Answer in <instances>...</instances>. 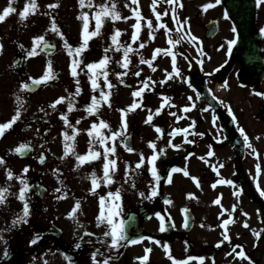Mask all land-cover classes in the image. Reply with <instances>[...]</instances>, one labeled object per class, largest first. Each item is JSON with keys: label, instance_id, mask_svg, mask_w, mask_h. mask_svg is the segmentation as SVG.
Segmentation results:
<instances>
[{"label": "rangeland", "instance_id": "374dc122", "mask_svg": "<svg viewBox=\"0 0 264 264\" xmlns=\"http://www.w3.org/2000/svg\"><path fill=\"white\" fill-rule=\"evenodd\" d=\"M56 2L57 0H37L39 10L36 14L30 15L26 20L21 21L18 13L23 10L26 0H16L13 6L17 8V13L10 15L4 22L0 23V45H3L2 52H0V122H6L14 115L18 107L17 96L23 102V106L20 108V120L17 121L11 130L5 133L3 138H0V157H3L6 161L5 165L0 166V188L8 187L9 189L6 203L0 205V236L3 237V240H0V257L5 253L4 251L11 247L18 248L23 252L19 264H62V262L52 253L48 254L49 259L46 257L44 263L37 262L34 259L35 257L33 258L30 250L32 245L30 243L32 240L30 233L33 231L32 213H30L27 224L12 227V221L17 218V214L22 213L23 208L22 202L16 196L21 187L19 179H24L29 183L32 175L35 174L38 168L34 162V156L30 159L18 160L13 150L20 144H29L34 148L33 155L39 156L41 153L44 154L46 159L44 166H42V172L47 167H50L53 173L58 174L53 178V186L57 184V179L59 180V185H62L64 182L75 185L78 181L87 185L89 181L86 174L82 177H70L66 174L67 170H71L70 165H75L78 161L74 155L61 159L64 156L65 141L63 133L67 131L69 135H72V129L66 128L64 122L60 119L61 114L66 113L69 121L79 131V135L76 136L74 141L76 154L85 155L88 152V142L90 140L87 131L90 130L92 123H99V120H104L109 124L111 131H119L121 130V112L119 110L128 108L134 101L141 104L140 108L128 113L126 116L127 129L125 135L128 133L132 134L131 148L133 151L129 152V156L122 144V139L125 135L117 138L115 142L110 140L107 145L111 147L114 143L116 147V155L109 157V159L117 161L116 176L121 181H117L118 184L116 186L125 184L129 186V204L123 202L121 204L122 207H126L127 205L128 207H132L134 205L135 188L139 189V195L141 192L140 186H142L141 178L143 176L148 178L149 195V185L155 184L149 172L151 166L147 163L148 158L153 155V150L148 147L149 142L156 144L157 153L161 149L164 150V155L160 156L156 162L158 173L162 175L164 173V166L171 164L170 158L177 153L176 147L169 146V140H171L174 146L183 143L181 138L182 132L175 135L174 138L169 137V133L174 130H170V128H189L193 121L198 122L202 117L203 119L208 117L207 112H202V116L196 107H193L192 111L187 113L182 111L184 107L195 104L197 95L193 91V85L194 78L197 75L207 76V73H212V75L207 76L209 77L208 84L210 88L212 87L215 95L222 103L234 106L237 112L238 110L241 111L239 116L245 120L250 132H263L260 137L261 149L264 147V126L261 121H256L252 114L253 109V112L257 111L256 105L249 110V105L245 102L247 98L252 97L251 92H253L254 88L239 84L236 75L242 76L244 73L240 71L241 66L237 61L233 63L230 70H224V65L229 57L226 41L233 39L234 33L231 31L232 24L230 20L224 18L225 12L222 2L204 11L203 6L208 3L215 4V0H179L180 4L183 5L182 8L177 5L168 4L167 0H157L155 11L161 14L160 21H157L151 7L152 0H139V11L144 19L141 20L139 39L134 43L131 39L132 33L135 31L132 25L136 23V20L132 9L136 8L137 5H133L131 0H93L94 5L108 3L110 6L111 3H115L117 10L121 14V19L117 21L106 20L101 29L100 36L89 40L88 49L80 56L68 55L67 49L63 46L64 41L59 35L50 31L51 21L53 18L55 19L64 38L73 48H76L82 43L81 32L83 26V22L77 20L76 17L80 15L81 11L88 12L90 18L89 31L91 32L95 27V22L92 19L94 9H80L78 0H58L60 4L59 8L50 9L47 7L49 4ZM7 3L8 0H0V11L7 6ZM126 4L128 7H125ZM173 8L176 9L175 13L172 11ZM165 11L168 12V15H164ZM45 13H50L51 15H45ZM173 15L179 19L180 24H184V21H187L182 33L176 31L180 24L173 21ZM124 17L131 18L124 19ZM209 18L217 20L219 30L213 39L206 40L204 38L203 24ZM148 20L153 22V30L147 27ZM160 23L165 24L166 28L159 29L158 25ZM255 27L257 29L260 27L264 28V6L260 8L256 7ZM117 29L122 33L118 38L121 48L119 52L115 51V46H112L111 41V36ZM40 35H43L46 41L54 42L57 45L56 51L48 55L40 52L39 48H37L38 55L34 57L27 56V52L33 47L34 38ZM181 35H183V39L179 44L172 46L168 43L169 39L179 40ZM193 36L196 37L195 41L192 40ZM140 43H144L145 47L140 48ZM263 43L264 35L261 40L262 46ZM21 45L23 48L20 47ZM129 45L135 51L129 53L128 60L130 63L128 68L124 69L117 62H124L123 49ZM222 45L224 47H221ZM105 48H110V50L105 53ZM157 48L162 50L172 49V53L176 55L177 68L180 71L179 77L173 76L172 79H167L168 74L172 73L171 56L165 55L162 51L157 54L155 60H152L153 53ZM200 49L203 51L201 52ZM18 55L24 56L22 76L12 68L13 61ZM104 55L110 58L106 70L109 73L108 80L114 86L110 90L109 103L111 107L108 104H102L98 116H91L84 109L91 103L92 96L95 95L99 99V91H92L91 81L88 78L90 74H87L88 70L85 65L98 62ZM141 56L145 60H152V68L156 70L153 71L147 64H141ZM184 57H188V59ZM74 59L83 61L77 69L79 75L76 78H73L70 74V65ZM49 61L52 64V72L55 76L59 77V80L56 83L43 85L34 93L28 92L27 89L21 91V85L31 81L30 78L38 79L43 75ZM216 69H219V71H216ZM125 72H127V75H123L120 79L117 78L118 73ZM136 72L141 73L139 77L134 75ZM252 78L254 77L252 76ZM76 79L80 82L81 94L73 97L75 110L71 113L67 112V99H65L63 104L57 105L55 110L51 109L49 105L56 99L60 97L67 98L68 93L75 92ZM146 80L148 81V87L145 88L142 96L133 97L132 93L144 87L143 82ZM164 80H167V82L161 85L160 82ZM98 82L104 91H109L103 84L102 76ZM225 82H227V87L223 86ZM188 84H191L192 87L190 88ZM258 87L264 88V78L259 82ZM164 97L169 98L168 103L165 104L160 115H153L151 124H146L145 120L149 115V110L154 114L161 104L164 103ZM188 97H192V100L189 101ZM200 105L202 106V104ZM171 112H176L177 116H171ZM242 112L245 115L244 117ZM177 117L184 118L178 120ZM77 120L80 121L79 124L76 123ZM215 124H217L216 121ZM156 127L162 129V134L155 131ZM109 129H102V132L105 135H110ZM158 137L160 138L158 139ZM198 141H196L197 144ZM68 143L71 144L73 142L69 141ZM41 145H44V147L42 148ZM221 145L218 149H225L223 154L226 151L230 153L228 144ZM95 150L103 153V148L98 143L95 146ZM140 154H143L145 158L144 165L140 169H136L135 165L140 161ZM185 163L187 164L185 169L189 173L188 179L183 180L180 177V172H177L172 174L171 183L163 185V190L166 192L171 204L161 202L157 196L150 200V205H152L154 211L150 212L149 219L143 223V237H150L151 239L143 240L142 243L138 244H127L122 249L123 254L111 258L110 264H141L138 258L145 255V248L152 249L151 253L148 254L149 262L155 260L165 264H172L163 250V245L165 244L169 246L171 255L174 258L184 260L182 259L184 257L182 254H184L183 248L185 244L181 241L183 239V231L179 208L184 204L194 202L189 198L194 193L193 185L190 184L189 178L191 174H195V172L188 170V163ZM92 164L97 165V171L102 170L103 156H101L100 160L83 164L79 172L85 171L86 173L87 167H92ZM26 166L29 167V172L23 174V169ZM8 169L13 172L14 178L11 181H8L6 178V171ZM230 172V168L226 167L224 173L229 175ZM124 175L125 180H123ZM224 176L227 177V175ZM204 181L207 182L204 179L200 182ZM261 182L264 187V166L261 169ZM133 185L135 186L133 187ZM237 186L238 184L235 183L234 188H237ZM58 188L62 190L63 185L58 186ZM209 188L205 184L198 191L203 193V196H208V201L210 202L209 198L211 195L207 194L206 191L208 190L211 193L212 190ZM210 205L211 203L208 206ZM88 208L94 211L93 208ZM157 212L161 213L164 219L169 218L172 220L174 230L169 236L159 231L160 223L155 216ZM211 212H213L212 209ZM189 236L191 237V234ZM153 240L160 243H152ZM94 248L99 249V251L104 250L100 252L106 254L113 252L108 245L95 246ZM262 249L264 250V243H262ZM89 250L91 249L89 248ZM99 257L101 259L103 257L108 258L104 255H99ZM191 262L190 264H193Z\"/></svg>", "mask_w": 264, "mask_h": 264}, {"label": "snow or ice", "instance_id": "6c2138e0", "mask_svg": "<svg viewBox=\"0 0 264 264\" xmlns=\"http://www.w3.org/2000/svg\"><path fill=\"white\" fill-rule=\"evenodd\" d=\"M221 2V0H215V4L212 3H208L205 4L203 6L204 11H207L209 8H213L216 5H218ZM16 3V0H8L7 6L4 7L2 9V11H0V23L4 22L6 20V18H8L10 15L17 13V8L14 7L13 5ZM131 3L133 5H137L136 8L132 9L133 15L135 17L136 23H134L132 25L133 29H135V31L132 33V41L135 43L138 39H139V32L141 30V20H143L144 18L141 16L140 11H139V0H131ZM167 3L170 5H177L179 7H183L182 4H180L179 0H167ZM78 5L80 7V9H94V11L92 12V19L95 22V27L94 30H92L91 32L89 31V27H90V18H89V13L85 12V11H81L80 15H78L76 17L77 20H80L83 22V26H82V32H81V38H82V43L80 44V46L73 48L68 41L64 38L63 33L60 31V29L58 28L55 19L53 18L51 21V28L50 31L56 33L57 35L60 36V38L64 41V48L67 49L68 55L69 56H80L82 53H84L87 49H88V43L89 40H91L94 37H98L101 34V29L104 26V23L106 20H111V21H117L121 19V14L120 12L117 10V5L115 3H111V5L109 6L108 3H100L97 5L93 4V0H78ZM157 6V0H152V10L155 14L156 20L160 21L161 19V14L156 12ZM256 6L257 8H260L261 6H264V0H256ZM50 9H57L60 7V4L57 0L56 3H52L49 4L47 6ZM125 7H128V5L126 4ZM39 10V5L37 3V0H26V3L24 4L23 10L19 11L18 15L21 21L26 20L30 15H35L36 12ZM173 13H175L176 9L173 8L172 9ZM45 15H51L50 13H45ZM164 15H168V12L165 11ZM131 17H124V19H130ZM224 18L228 19V14L227 12L224 14ZM173 21L177 24H180L179 19L173 15L172 17ZM152 21L148 20L147 21V27L150 30L152 29ZM187 24V21H184V24H180V26L176 29V31L178 33H182V30L184 28V25ZM159 29H165L166 25L163 23H160L158 25ZM231 31L233 33L236 32V28L232 27ZM260 33L262 35H264V28H261ZM122 35V33L117 29L115 30L114 34L111 36V41H112V46H115V51L119 52L121 50L120 46H119V41L118 38ZM151 35V32H150ZM183 39V35H181L179 40H172L169 39L168 43L172 46H175L177 44L180 43V41ZM192 40L195 41L196 37H192ZM237 40L235 38L227 40L226 41V47H227V54L231 55L233 47L236 45ZM41 45H43V47L48 48L50 47V45L47 43V41L45 40V37L43 35L37 36L34 38L33 40V47L31 48L30 51L27 52V56L29 57H34L36 55H38L37 52V48H39ZM21 48H23V46H20ZM140 48H144L145 44L144 43H140L139 45ZM221 47H224V45H222ZM3 49V45H0V52H2ZM110 50V48H105L104 52L107 53ZM135 51L131 45L124 47L123 49V55H124V62H117L120 64V66L124 69H127L129 66L130 61L128 60V56L130 52ZM164 52L165 55L171 56L172 58V73L168 74L167 79H172L173 76L179 77L180 76V71L177 68V61H176V55L172 53V49H160L157 48L152 56V60H155L157 54ZM200 51L202 52L203 50L200 49ZM185 59H188V57H184ZM152 60H145L143 58V56H141L140 58V63L141 64H147L150 68H152ZM110 62V58L107 55H104L98 62H93V63H88L85 65V67L88 70L87 74L89 75V80L91 81V85H92V91L96 92L99 91V99L94 95L91 97V103L84 109L89 115L91 116H98V113L100 111V107L102 104H108L109 107H111V104L109 103V99L111 96V92L110 90L114 87L111 82L108 80V75L109 73L107 72V66ZM83 63L82 60H77L74 59L70 65V74L73 78L78 77L79 73L77 71V69L80 67V65ZM198 63H200V61H198ZM221 67H223V65H221ZM153 71H155V68H152ZM216 71H219V69H216ZM140 72H136L134 73L135 76L139 77L140 76ZM123 75H127V72L125 73H118L117 74V78L120 79ZM207 75H212V73H207ZM101 76L103 77V84L107 87V89H109V91H104V89L101 87V84L98 82L101 78ZM56 78L55 74L52 72V64L51 61L48 62L47 68L44 71L43 75L38 78V79H31V84L32 85H41V84H47L49 81L54 80ZM76 90L74 93H68V97H60L58 99H56L53 103H51L49 105V107L53 110H55L57 108V105L63 104L65 102V99H67L68 104H67V112L71 113L72 111H74V103H73V97L74 96H79L81 94V88L79 86L80 82L78 79H76ZM121 82H123L121 80ZM167 82V80L161 81V85L165 84ZM187 82V81H185ZM144 87H141L139 90L134 91L132 93L133 97H141L142 94L145 91V88L148 87V81H144L143 82ZM188 86L191 88L192 85L188 84ZM224 87H227V82H225V84L223 85ZM30 86L28 84H23L21 85V91H23L24 89H28ZM67 91V89H66ZM193 91L195 92V89H193ZM251 94L255 95V96H259L261 98H264V92L261 91H253ZM164 103L161 104L160 108L156 110V112L153 114L151 112V110H149V115L147 116V119L145 120L146 124H151L152 120H153V115H160L161 110L164 108L165 104L168 103L169 98L164 97ZM197 99H199V95L197 94ZM213 99H215V97H213ZM188 100L191 101L192 97H188ZM17 110L15 111L14 115L11 116V118L9 120H7L6 122H0V138H3L5 133L9 130H11L13 128V126L17 123V121L20 120L21 118V111L20 108L23 106V102L20 100L19 96H17ZM141 104L137 103V102H133L128 108L126 109H121L119 110L121 112V130L119 131H111V129H109V124L107 122H105L104 120H99V123H92L90 130L87 131V135L90 137V140L88 142L89 147H88V152L85 155H78L75 152V139L76 136L79 135V131L74 127V125L69 121L68 115L65 114H61L60 119L64 122V125L66 128H70L72 129V135H69L67 131H65L63 133V137H64V156L61 157V159L66 158L69 155H74L76 157V160L78 161V163L76 164V168H80L83 164L85 163H91L92 161H97L101 159V156H103V164H102V172L103 175L98 177L96 172L93 171L91 173V189L90 192L93 195L97 194V189L100 187V182L102 181L104 183V186L107 187L111 184L114 183L113 179H112V175L116 172L117 170V161L115 159H109L110 156H115L116 155V147L113 146L109 147L108 142L111 140L112 142H115L117 138L119 137H123L125 135V131L127 129V120H126V116L128 113L135 111L137 108H140ZM174 107V105H173ZM195 107V105H191L188 107H184L182 109L183 112L187 113L192 111V108ZM41 111H43V109H41ZM203 111L207 112L208 108H205ZM229 111V115H233L231 108H228ZM171 116L176 117L177 114L176 112H171L170 113ZM184 117H177V119H183ZM216 116L212 117V122L213 125H215V121H216ZM236 118L233 115V121L235 122ZM77 124L80 123L79 120L76 121ZM195 126V121L192 122V125H190V127H194ZM102 129H109L110 131V135H105L102 132ZM237 130L240 132V135L243 137V142L245 147L251 149V152L253 154L257 155V158H259V154L256 153V149L252 146V144L249 141V137L246 134L245 130L241 127H239V125H237ZM39 131V130H37ZM155 131L157 133H161L162 134V129L160 127H156ZM189 131L188 128L185 129H174L173 132L169 133L170 137H175V135L183 132L185 134H187ZM192 135H202L201 133H195L193 132ZM160 137H158L159 139ZM257 140L260 139L259 136L256 137ZM71 141L73 143L69 144L68 142ZM185 143L187 144H191L193 143V141L188 140L187 139V135H185ZM99 144L102 148H103V153H101L100 151H96L95 150V146L96 144ZM169 146L170 147H176L177 149H179V145H172L171 140H169ZM29 145L28 144H20L18 147H16L13 151L17 154L19 153H23L26 149H28ZM41 147L43 148L44 145H41ZM126 150L128 152H132L133 149L131 147H127V145H125ZM148 147L151 148L153 150V155L151 157L148 158L147 163L151 166L149 168V172L151 173V176L153 178V180L155 181V184H151L149 185L150 188V195L145 197V193L144 192H140L139 195L141 197H144L146 199L151 200L152 198L156 197L158 195V185L161 179V176L158 173L157 167H156V162L157 160L160 158V156L164 155V150L161 149L159 153L156 152V144L149 142ZM194 155V154H193ZM207 155L209 157L213 156L214 153L212 151H209L207 153ZM44 156L41 155L40 156V163L44 162ZM187 159V157H186ZM201 159H203V157H201ZM144 161L145 158L143 156V154H140V161L135 165L136 169H140L143 165H144ZM205 163H207V161H205ZM6 164V161L4 160L3 157H0V166H3ZM220 167H223V165L221 164ZM256 170H257V175H259L260 173V165L257 164L256 165ZM57 171V170H54ZM213 171L218 173V169L213 166ZM29 172V167H24L23 169V174H27ZM177 172H183L184 176H189V173L186 169H181V168H172L169 172H168V183L172 182V174L173 173H177ZM6 178L8 181H11L14 176H13V172L12 170L8 169L6 171ZM191 179L194 180V182L196 181L195 177H190ZM19 179V178H18ZM127 182V181H126ZM19 183L21 185L20 189H19V194L17 196V199L22 202L23 204V208H22V213L21 214H17V218L14 219L12 221V227H16L17 225L20 224H27L28 218L30 216L31 213V209H30V205H29V200L27 198V194L29 192V185L27 183L26 180L24 179H19ZM218 183H227L229 185L233 184V181L228 180L225 181L223 179H221L220 181H218ZM135 185H133L134 187ZM197 186L199 187V183L197 182ZM213 188L216 187V184L212 185ZM257 190L260 192L261 197H264V191L260 190L259 185H257ZM56 192H61V188H57L55 189ZM9 194V189L8 187H3L0 188V205H4L6 203L7 200V195ZM234 196L239 197L241 195L240 191L234 192L233 193ZM67 198V193L65 192L62 196L57 197V199H66ZM190 199L194 198L191 195L189 196ZM121 189H117L115 192L109 191L107 192L106 195H102L99 197V214L96 217V226L99 228L101 227V225H105L107 227V230L104 231L103 236L104 237H110L111 238V243L108 245L109 248L111 249H119L122 246H126L124 244L125 241H127L128 244H138V243H142L143 240H150V237H141L139 239H129V237L127 235H125V229H124V224L122 221L117 222L116 218L120 215L121 211H122V206H121ZM106 202H110L107 203ZM220 198H217L216 200L213 201L214 204L219 205L220 204ZM165 204H171L170 200H165ZM81 209V202L79 200H77L74 204V206L72 207L71 211L68 213L67 218L68 219H75L76 214L80 211ZM184 212H187V209L182 210ZM232 211H236V206L233 205ZM221 215H223V212L221 213ZM231 215V214H230ZM244 215H247L246 213H244ZM156 218L160 221V226H159V231L160 232H164L166 231V227H165V220L164 217L161 215V213L157 212L155 213ZM234 223V221H231L229 219L224 220L219 227L224 229V233H222L223 235V240L220 241L219 243L216 244V247L219 248L221 246V244L224 243V241H228L229 243H231L230 241V237L227 234V226L229 223ZM174 226V225H173ZM188 226L187 224V219L185 220L184 223V227L186 228ZM81 228H83V225H80ZM201 227H204V225L202 224ZM243 227L248 228L249 225L248 223L245 221L243 224ZM253 231V235L259 239L260 238V233L257 232L256 230H252ZM93 233L91 232H85L84 236H92ZM40 239L39 234L37 233L35 235V237L30 241L31 244H36L38 242V240ZM81 240H83V236L80 237ZM0 240H3V237L0 236ZM101 243H104L103 240L100 241ZM6 243V241H5ZM152 243L155 244H159V241H155L153 240ZM76 248H80L81 245L79 243H77L75 245ZM237 248H240V251L237 252ZM163 250L165 252V254L167 255V258L172 262V264H190L191 261L193 260H198L199 264H204V260L205 258L203 256L200 257H194V256H188L187 259L184 260H177L176 258H174L171 255V251L170 248L167 244L163 245ZM145 255L143 257L138 258L141 261V264H147L148 260H149V253H151L152 249L151 248H145ZM7 251H5L4 255L7 256ZM233 254H235L236 256H238L240 259L242 260H247L248 264H253V262L251 261V259L246 255L245 251L243 250V248L240 245H236L232 248L231 252L227 253V255L232 256ZM98 255H102V253H100L99 249H97L95 252H93L91 254V260H92V264H100V261L97 260V256ZM109 259L110 258H105L102 262V264H109ZM213 264H215V262L213 261Z\"/></svg>", "mask_w": 264, "mask_h": 264}, {"label": "flooded vegetation", "instance_id": "af4514ba", "mask_svg": "<svg viewBox=\"0 0 264 264\" xmlns=\"http://www.w3.org/2000/svg\"><path fill=\"white\" fill-rule=\"evenodd\" d=\"M260 112L261 106L259 107ZM264 112V111H263ZM262 112V113H263ZM73 165L70 167L69 174H76L78 176H82V173L78 172L80 168H75ZM76 169V170H75ZM47 171H52V169H48ZM95 171L91 169L89 171L91 173ZM96 172V171H95ZM97 173V172H96ZM92 184L88 188V192L85 193L84 186L80 188L81 195L79 196L74 188L72 187L71 193L67 195L66 199H57L58 194L55 191L54 187H50L49 190L45 192L42 197H38L37 194L32 193L31 195V212H32V223H33V238L38 233L40 239L36 244L33 245V250L35 252V256L38 257L39 249L41 252L47 247L50 251H52L56 257L60 260V262L65 261L66 264L69 262L76 261V264H86L85 256L86 253L84 246L81 245V239L79 238V234L83 236L81 233L80 225L82 222L75 221L74 219H68L67 215L71 211L75 202L79 200L81 202V207H91L93 208V218L88 221L89 225L92 227L96 226V217L99 214V197L102 195H106L110 190H106L101 193L97 189V194L93 195L90 192ZM71 194V196H69ZM110 203V202H106ZM61 208V209H60ZM68 226L61 224L60 222H67ZM75 222L79 223V225L75 224ZM70 225L72 226L70 228ZM57 227L60 230V235L58 239L54 238L55 232H51V228ZM65 228H62V227ZM105 226V225H101ZM67 228V229H66ZM58 230L56 228H53ZM88 236V237H93ZM219 237V235H217ZM86 237V236H83ZM79 243L81 245L80 248H76L75 245ZM221 246L225 249H228L227 244H221Z\"/></svg>", "mask_w": 264, "mask_h": 264}, {"label": "water", "instance_id": "95a60500", "mask_svg": "<svg viewBox=\"0 0 264 264\" xmlns=\"http://www.w3.org/2000/svg\"><path fill=\"white\" fill-rule=\"evenodd\" d=\"M225 2L240 35L239 42L233 54V58H240L244 62L245 66L249 67L252 71L257 70L261 72V60L257 55L258 49L256 44L254 43V40L256 38L252 35L251 30L253 15V4L251 0H225ZM212 26L214 27V25ZM213 30L215 31L214 28ZM214 31H212V33ZM210 35L211 34H209V36ZM44 48L45 47L42 46V49ZM52 48L53 46H51L50 48H45V50L51 52L50 49ZM220 118L222 121H226L223 115H220ZM19 154L26 155L27 149L23 153Z\"/></svg>", "mask_w": 264, "mask_h": 264}]
</instances>
